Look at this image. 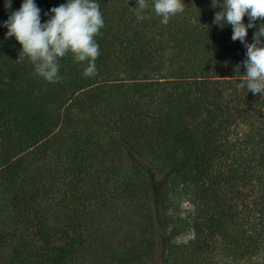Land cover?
<instances>
[{
  "label": "trees",
  "instance_id": "1",
  "mask_svg": "<svg viewBox=\"0 0 264 264\" xmlns=\"http://www.w3.org/2000/svg\"><path fill=\"white\" fill-rule=\"evenodd\" d=\"M97 2L98 74L85 76L69 54L58 61L63 79L49 83L6 37L4 22L23 0L9 8L0 0V224L28 230L10 264H72L107 220L136 213L148 230L165 228L163 210L183 200L192 236L177 245L176 230L162 234V264H195L215 236L233 246L254 240L244 254L264 246V95L238 87L247 49L230 25L213 23L223 0L216 8L183 0L166 26L152 0L143 21L136 0ZM34 3L44 23L66 0ZM254 23L246 43L264 20ZM55 180L65 188L57 213L49 212ZM174 191L183 197L175 201ZM240 226L252 230L247 239Z\"/></svg>",
  "mask_w": 264,
  "mask_h": 264
},
{
  "label": "clouds",
  "instance_id": "2",
  "mask_svg": "<svg viewBox=\"0 0 264 264\" xmlns=\"http://www.w3.org/2000/svg\"><path fill=\"white\" fill-rule=\"evenodd\" d=\"M11 0H5V7ZM218 0H212V7ZM155 14L161 17V24L167 25L171 17L185 9L183 0H152ZM222 9L214 15L213 23L223 28L230 25L232 40L244 44L247 59L243 61L246 69L244 80L239 88H247L253 95H264V23L253 33V42L246 43L247 29L255 27V21L264 20V0H223ZM148 0H136L135 15L138 21L149 17ZM41 10L34 0H23L18 11L12 12L4 22L6 37H14L21 46L18 59L27 58L34 66V74L49 83L63 79L59 74V59L69 54L75 62L84 63L83 74H98L96 60L100 55L96 37L104 27V18L97 0H66V3L49 9L50 19L41 23ZM247 16V26L243 18Z\"/></svg>",
  "mask_w": 264,
  "mask_h": 264
},
{
  "label": "rangeland",
  "instance_id": "3",
  "mask_svg": "<svg viewBox=\"0 0 264 264\" xmlns=\"http://www.w3.org/2000/svg\"><path fill=\"white\" fill-rule=\"evenodd\" d=\"M53 183L55 186L53 193L54 198H52L50 202V207L52 209L49 210V212L53 211L57 213L61 210L58 208L61 201L58 202V200L61 199L65 188L62 187L63 185L60 181L55 180ZM175 192L178 191H174V193ZM173 196L176 198L175 201H177L183 197V194L182 192H178ZM190 207L191 205L189 202L183 200L180 205L174 207L170 206L168 209L163 210L167 221L165 228H161L159 224H157L153 229L148 230L145 228L143 216H139V214L137 215L136 213L119 216L120 220H118L116 224L112 223L115 220H107L106 225H110L111 227L105 232L100 231L103 234L100 233L99 237L93 235L90 244L88 242L90 236L88 237L85 235L87 242L80 246L79 253L75 258L76 260L72 264H120L119 261L122 259L124 260L121 264H162L160 259L159 237L162 234H169L171 229H174L178 234L172 239V242H177V245L182 243L185 244L187 239L192 236V231L187 227L186 221L187 211H189ZM54 221L52 216L50 220L52 225L55 224ZM20 228L18 224H13V222H9L6 225L0 224V264L11 263V259L14 256L13 248L16 244L17 236L22 235L28 237V233L24 232L28 230H19ZM104 229L103 227L101 230ZM238 229L241 230L240 237H246L247 239L250 233L252 234L250 228L240 226ZM236 231L237 229L232 227L229 232L235 233ZM58 232H60V229ZM255 233L256 232H254L253 235H255ZM57 236L59 237V234L56 235L55 240L58 242L60 240H57ZM215 237L216 239L211 240V246L206 247L199 253L200 256H198V259L194 260L195 264H222V262H226L227 264H264V246L260 247L258 243L253 244L255 246H253V248L250 247L246 254L239 250L240 248L243 250L246 249L250 241L254 240H249L248 242L244 241L246 244L243 242L242 244L240 243V246H233V241L227 238H219L220 236ZM146 241L152 243L150 247V249L152 248V252L144 248L143 244H145ZM39 244L38 242L37 245ZM93 244H97V247H93ZM255 249L260 250L253 252ZM231 253L242 256L232 257L230 256ZM193 254L195 253L191 255Z\"/></svg>",
  "mask_w": 264,
  "mask_h": 264
}]
</instances>
